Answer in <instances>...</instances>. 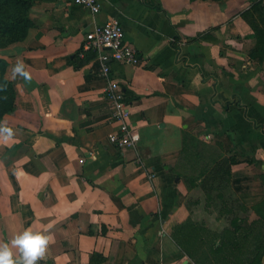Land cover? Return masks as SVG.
I'll return each mask as SVG.
<instances>
[{"label": "crops", "instance_id": "1", "mask_svg": "<svg viewBox=\"0 0 264 264\" xmlns=\"http://www.w3.org/2000/svg\"><path fill=\"white\" fill-rule=\"evenodd\" d=\"M100 2L35 0L27 43L0 52L17 88L1 121L14 136L0 137V242L30 227L53 237L38 264H198L177 226L264 230V0ZM111 17L142 58L110 61L141 135L124 150L102 64L79 53ZM212 197L228 224L198 217Z\"/></svg>", "mask_w": 264, "mask_h": 264}, {"label": "trees", "instance_id": "2", "mask_svg": "<svg viewBox=\"0 0 264 264\" xmlns=\"http://www.w3.org/2000/svg\"><path fill=\"white\" fill-rule=\"evenodd\" d=\"M34 1L0 0V47L6 42H11L18 32L25 35L32 21L28 8ZM12 2L16 4L13 10L9 9ZM258 11V17L261 19L263 13L261 10ZM7 67L6 60L0 58V122L5 114L14 109L17 98L15 83L7 76ZM241 222L234 219L232 223L235 227L222 231H213L196 223H188L177 226L173 237L198 264H262L264 230L261 225L258 226L259 223Z\"/></svg>", "mask_w": 264, "mask_h": 264}, {"label": "built area", "instance_id": "3", "mask_svg": "<svg viewBox=\"0 0 264 264\" xmlns=\"http://www.w3.org/2000/svg\"><path fill=\"white\" fill-rule=\"evenodd\" d=\"M74 2L88 7L93 13H98L102 6L100 0H74ZM86 51L95 52L102 64L101 72L107 79L104 96L111 108L110 119L118 123V128L109 134L110 142L122 150L137 146L141 135L130 124V105L125 99L120 83L110 77V61L133 65L142 62L135 46L127 40L121 21L111 17L90 29L85 35L79 53L84 55ZM187 264L196 263L188 262Z\"/></svg>", "mask_w": 264, "mask_h": 264}, {"label": "clouds", "instance_id": "4", "mask_svg": "<svg viewBox=\"0 0 264 264\" xmlns=\"http://www.w3.org/2000/svg\"><path fill=\"white\" fill-rule=\"evenodd\" d=\"M14 70L25 74L22 63H18ZM13 136V129L0 122V137L8 140ZM52 239V234L47 229L26 228L14 234L10 240L0 242V264H38ZM17 249L19 254L16 252Z\"/></svg>", "mask_w": 264, "mask_h": 264}, {"label": "rangeland", "instance_id": "5", "mask_svg": "<svg viewBox=\"0 0 264 264\" xmlns=\"http://www.w3.org/2000/svg\"><path fill=\"white\" fill-rule=\"evenodd\" d=\"M15 5L16 4H14L12 2L9 5V9H11V10L15 9ZM6 9H8V8H6ZM23 9L24 8H21V10H23ZM29 10H30V8H28V13L30 15ZM254 13H255V15H258V12H254ZM33 30H34V22L31 21V24L29 25V28L26 30L25 35H22L21 32L16 33V35H14V38L11 40V42H9V43L6 42V43H4L3 47H0V52L2 50L9 49L10 47H15V46L16 47H24V45L27 43L28 37L32 35ZM0 58H2V57H0ZM209 201H210V204L208 205V207H209V211L211 213L210 214H200L198 217L204 222L209 220L211 223L217 222V221L220 223H223V226L225 223L228 224L229 218H231V216L230 215H224L223 216L222 214H219V210H220L221 205H222L220 200L213 199V197H212L211 200H209ZM202 207H203V205H202Z\"/></svg>", "mask_w": 264, "mask_h": 264}]
</instances>
